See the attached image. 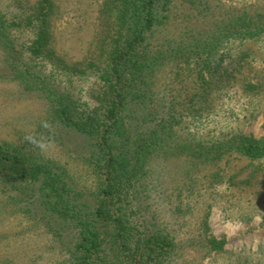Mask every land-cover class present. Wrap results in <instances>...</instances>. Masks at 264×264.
I'll use <instances>...</instances> for the list:
<instances>
[{
    "label": "trees",
    "instance_id": "obj_1",
    "mask_svg": "<svg viewBox=\"0 0 264 264\" xmlns=\"http://www.w3.org/2000/svg\"><path fill=\"white\" fill-rule=\"evenodd\" d=\"M157 1L103 0L86 53L72 61L55 47L53 0H0V84H12L21 96H32L46 106L45 121L29 133L14 142L0 139V225L15 227L16 235L42 230L54 240L62 264H164L174 255L178 242L170 236L168 225L138 198L153 157L180 160L185 186L190 174L201 175L209 205L198 223L199 239L208 255L226 252L225 239L215 237L209 224L215 198L226 202L262 198L253 182V173L264 171L261 139L216 126L207 134L181 139L175 135L180 120L174 110L161 117L156 129L138 131L135 137L128 132L129 124L121 117L131 102L128 98L138 102L144 97L154 65L165 59L162 50L153 53L145 44ZM233 13L214 18L220 22L214 40L208 33L204 42L191 45L190 54L200 61L196 79L201 93L190 98H196L200 108L210 104L213 86L217 91L234 86L232 81L248 64L249 56L239 53L233 59L234 73L226 74L228 53L219 54L223 43L264 36V22L254 21L255 15ZM127 72L132 77L131 88L139 92L125 90L123 73ZM91 75L97 76V89L90 95L97 106L94 109L68 87ZM248 77L241 80L244 93L259 90V85H246ZM192 112L202 126L209 125L210 111L205 115ZM72 139L75 163L47 157V148L54 142L73 153L68 145ZM233 160L246 161V166L254 168L246 179L235 181L240 172H227ZM189 180L196 183V179ZM235 202L229 210L240 208ZM188 209L172 212L178 220L191 213ZM0 233V239L7 237L4 229ZM8 262L0 258V264ZM231 264L241 262L236 258Z\"/></svg>",
    "mask_w": 264,
    "mask_h": 264
},
{
    "label": "rangeland",
    "instance_id": "obj_2",
    "mask_svg": "<svg viewBox=\"0 0 264 264\" xmlns=\"http://www.w3.org/2000/svg\"><path fill=\"white\" fill-rule=\"evenodd\" d=\"M103 0H53L56 16L53 22L55 47L57 52L68 60L79 61L86 53L88 43L93 39L94 23L97 10ZM247 12L260 23L264 22V0H158L155 9V21L149 31H146V45L154 53L162 50L165 58L155 64L150 73L149 90L138 102L131 98L122 113V119L129 124V133L139 134L148 129H156L161 124V117L169 110L175 111L180 123L174 127L176 136L187 139L197 135L207 134L214 126L219 129H230L246 136H253L264 141V36L254 40H236L223 43L222 52H227L224 66L226 74L233 72V59L241 53L247 54L248 64L236 76L232 87L220 91L212 87L210 104L200 108L198 101L191 100V95H199L201 86L197 82V55L193 56L194 43L201 44L208 33L214 40L213 34L219 30L217 21L224 17L235 15L234 11ZM196 39V40H194ZM259 39V40H258ZM210 39H208L209 41ZM226 48V49H225ZM245 54V55H246ZM231 64H228L230 63ZM127 73L125 82L132 89V77ZM248 77L245 82L259 85V90L245 92L242 77ZM96 75L76 81L71 92L89 108H96L91 100V91L96 90ZM242 80V81H241ZM248 81V82H247ZM152 82V83H150ZM130 83V84H129ZM132 91L139 92L138 88ZM12 84H0V139L14 142L33 130L36 125L44 122L46 106L29 95H20ZM88 92L89 95H88ZM127 92H129L127 90ZM143 92V91H141ZM225 94L224 96H221ZM95 95V94H94ZM172 107V109L170 108ZM203 109V110H202ZM102 109H98L100 113ZM130 110V111H129ZM192 110L208 115L209 125L202 126L201 121L192 118ZM153 112L151 117L149 113ZM187 113L191 116H187ZM148 117V118H147ZM194 119V120H193ZM205 129V130H204ZM133 137V138H134ZM117 137H114L116 140ZM75 141L71 140L69 147ZM69 153L58 143H51L47 148V157L62 158L75 163L76 149L72 147ZM95 150H98L97 148ZM162 156L152 158L150 170L142 182L138 195L140 203H148L159 214L160 222L168 225L170 236L178 242L174 255L164 264H231L238 259L241 264H264V181L263 173H253L256 189L262 193L258 202H235L215 198L210 206L209 224L211 233L226 241V252L220 256L208 255L199 237V221L202 211L209 205L207 191L201 186V175L192 176L191 180L183 181L184 166L180 160L163 161ZM71 158V159H70ZM246 161H231L227 172L240 173L235 181L246 179L253 167L246 166ZM264 166V160L261 161ZM256 165V163L254 164ZM246 166V167H245ZM242 167H244L242 169ZM205 185V184H203ZM188 191H193L189 193ZM216 197V196H215ZM231 202L240 208H230ZM189 207L183 218L176 219V208ZM177 220L178 222H174ZM6 236L0 239V258L5 257L8 264H62L61 253L58 252L54 240L42 230L32 231L24 235H16L13 226L2 227ZM16 231V232H15ZM20 231V230H19ZM0 233V237H1ZM175 254H178L177 257ZM65 264V262H64Z\"/></svg>",
    "mask_w": 264,
    "mask_h": 264
}]
</instances>
